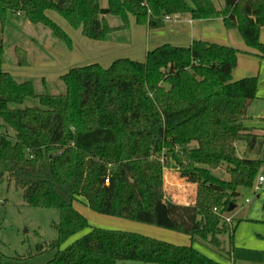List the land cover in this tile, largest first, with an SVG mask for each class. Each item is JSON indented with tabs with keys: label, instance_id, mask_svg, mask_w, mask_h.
<instances>
[{
	"label": "trees",
	"instance_id": "1",
	"mask_svg": "<svg viewBox=\"0 0 264 264\" xmlns=\"http://www.w3.org/2000/svg\"><path fill=\"white\" fill-rule=\"evenodd\" d=\"M0 0L2 31L9 16L42 25L71 50V37L49 17L62 16L93 41L107 42L138 25L160 29L168 19H223L246 46L264 58L261 30L264 0ZM108 17L120 25L111 26ZM18 66L28 54L15 49ZM241 51L206 41L188 47L164 44L148 51L145 62L119 59L71 69L61 77L65 92L38 94L32 81L4 70L6 47L0 39V183H14L32 208L54 209L57 240L37 254L55 252L47 264H224L194 248L195 242L220 246L233 237L218 213L236 208L240 189L253 188L263 160L248 158L259 134L245 127L258 99V78L233 80ZM40 106L25 107L27 100ZM9 130L15 135L10 136ZM246 154H239V147ZM178 168L196 185L195 205L170 201L164 172ZM217 171L229 176L225 180ZM189 236L176 246L142 235L93 229L64 251L72 237L89 229L75 208ZM231 260V252L228 253Z\"/></svg>",
	"mask_w": 264,
	"mask_h": 264
},
{
	"label": "rangeland",
	"instance_id": "2",
	"mask_svg": "<svg viewBox=\"0 0 264 264\" xmlns=\"http://www.w3.org/2000/svg\"><path fill=\"white\" fill-rule=\"evenodd\" d=\"M97 1L102 8H107V0ZM215 1L219 9L224 7V0ZM49 17L71 37L73 41L71 50L66 43L56 38L51 30L42 25L24 22L13 14L9 16L6 30L2 31L0 25V39L6 47L5 71L14 75L19 81H32L38 94H63L65 88L61 77L73 68L93 64L109 68L119 59L145 62L148 51L156 47L167 43L184 46L175 44V34L169 27L170 23L163 28L152 30L147 26L138 25L135 19L130 17L128 31L115 34L110 41L100 42L86 38L82 30L73 29L56 12H50ZM107 20L114 27L121 24L115 18L108 17ZM261 41L264 42V40ZM16 47L27 51L30 63L28 67L18 66ZM240 56V58L255 61L252 59L255 57ZM242 62L235 71V75H239L244 70L242 73L247 75L244 76L245 78L257 77L258 96H264V64L262 70L259 69V63L258 68L252 72L250 69L245 71V68H242L244 64ZM36 106H40L39 101L29 99L23 108ZM251 115L253 116L251 125L259 127L257 125L261 122L260 118H264V102L254 104ZM8 132L10 136L15 135L12 130ZM239 154L244 155V149L241 146ZM248 158L264 161V137L258 139L257 147L253 152L248 151ZM216 175L229 180V176L223 171H217ZM261 175L264 177V166L260 171ZM164 188L167 198L170 196L182 204L189 205L196 200L197 188H194L178 168L165 170ZM236 205L234 210L224 213L225 218L233 219L231 224L225 222L228 228L235 227L232 239H230V233L226 232L219 236V247L195 242L194 248L224 264H264V182L259 185L257 180L253 188L240 189ZM74 208L88 220L90 227L69 239L60 251L66 250L93 229L134 233L176 246L186 244V242L175 240L170 235L174 233L167 230L99 215L79 202L74 204ZM59 221V211L29 207L24 203L22 190L18 189L14 183L7 181L0 183V264H47L51 262L57 251L37 254V248L39 245L57 240L58 233L54 229V224ZM181 238L186 241L187 237L181 236ZM229 252H231V260L227 257Z\"/></svg>",
	"mask_w": 264,
	"mask_h": 264
},
{
	"label": "crops",
	"instance_id": "3",
	"mask_svg": "<svg viewBox=\"0 0 264 264\" xmlns=\"http://www.w3.org/2000/svg\"><path fill=\"white\" fill-rule=\"evenodd\" d=\"M15 16L19 19H22L24 22L27 21L25 18H22L23 16L20 14L15 15ZM168 23L171 24L169 27L174 32L173 34H175V42H176L175 44L184 45L181 47H188L192 44L193 41L201 40V41H206L209 43H215V44H219V45H223V46H227V47H233V48H236L239 51H241L243 54L238 55L237 67L235 68V70L233 72V80L234 81L241 80V78L244 79L245 78L244 76H247V75L242 73L244 70L243 71L241 70L242 72L239 75H235V71H237V69L240 67L241 61H243L242 63H244L242 68H245V71L250 69L252 72H254V69L258 68L259 63H260L259 69L262 70V65L264 64V58L259 57L258 55H256V54H258L257 52L249 49L246 46L243 38L241 37V35L239 34L237 29H231V30L226 29L224 22H223V19L193 21L187 16H176V17L168 20L166 22V25H168ZM260 40H264V28L261 30ZM262 43L264 44V42H262ZM178 46H180V45H178ZM240 55H244L243 57H246V56L247 57H255V58H252V59H255V61L246 60V58H240L241 57ZM259 58L262 60H257ZM4 70H5V66H4ZM258 99L255 100L252 103V105L250 106L249 111H248V120L244 123V125L247 128L254 129L256 131V133L260 135V137H264V118H260L261 122L257 125L259 127L251 125L252 120H253V116L251 115L252 107L256 103L264 102V96H262V97L258 96ZM241 147L244 149V154H246V147L245 146H241ZM260 177H263V176L261 175ZM191 184L194 186V188H196L195 184H193L192 182H191ZM168 199L174 203H177V204L188 205V204H182L181 202L171 198L170 196L168 197ZM195 202H196V200H194L193 203H191L189 205H195L196 204ZM247 203H249V200H247ZM231 220H233V219H231ZM150 227H152V226H150ZM171 233H174L175 236L173 234H170V235L173 238H175V240H178L182 243L186 242V244H184L183 246L192 245L191 238L189 236L182 235V234L175 233V232H171ZM181 236L187 237L188 240L186 238V241H184L183 240L184 238H181ZM231 264H233V263H231Z\"/></svg>",
	"mask_w": 264,
	"mask_h": 264
},
{
	"label": "built area",
	"instance_id": "4",
	"mask_svg": "<svg viewBox=\"0 0 264 264\" xmlns=\"http://www.w3.org/2000/svg\"><path fill=\"white\" fill-rule=\"evenodd\" d=\"M168 20H170V19H168ZM263 182H264V178H263V177L258 178V184H259V185H261ZM256 190H258V188H256ZM218 214L221 216V218H222L226 223L231 224V219L225 218V217H224V214H221V213H218Z\"/></svg>",
	"mask_w": 264,
	"mask_h": 264
},
{
	"label": "water",
	"instance_id": "5",
	"mask_svg": "<svg viewBox=\"0 0 264 264\" xmlns=\"http://www.w3.org/2000/svg\"><path fill=\"white\" fill-rule=\"evenodd\" d=\"M234 209H235L234 205H231L229 211H232V210H234Z\"/></svg>",
	"mask_w": 264,
	"mask_h": 264
}]
</instances>
